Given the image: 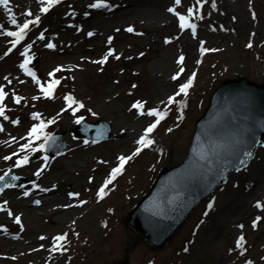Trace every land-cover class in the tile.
I'll return each mask as SVG.
<instances>
[{"label": "rangeland", "instance_id": "1", "mask_svg": "<svg viewBox=\"0 0 264 264\" xmlns=\"http://www.w3.org/2000/svg\"><path fill=\"white\" fill-rule=\"evenodd\" d=\"M12 1H21L23 11L43 5L40 0ZM93 1L59 0L45 13L43 24L29 32V51L36 48L34 43L39 47L29 53V68L45 87L54 78L61 81L51 99L19 68L26 57L17 50L9 59L0 47V89L8 93L3 104L8 119L0 116L4 129L0 131V177L14 172L33 180L7 189L15 195L5 191L0 195V236L4 232L25 238L0 242V264H264V145L245 169L232 174L213 198L195 209L162 248L143 237L137 241V232L126 221L158 171L184 160L196 120L220 82L240 76L264 82V0H214L215 7L213 0L200 4L182 0L180 5L174 0H105L106 14L87 6ZM135 2L140 6L132 7ZM129 6L130 11L118 13ZM170 7L181 15L194 8L189 22L196 24L195 34L180 28L179 17L168 11ZM129 27L134 31L128 32ZM16 29L5 5L1 6L0 34ZM47 43L55 47L48 48ZM67 48L72 55H60L58 51ZM105 56L104 63H97ZM57 68L61 71L54 72ZM53 72L55 76H49ZM190 77L188 95L176 97L188 101L183 109L168 105L167 115L150 134L155 142L127 161L103 198L98 196V188L118 166V157L132 156L139 147L136 141L155 120L140 115L132 105L140 101L144 112L165 111L168 97ZM68 95L84 107L72 105L77 109L74 113L64 99ZM16 96L22 98L20 103L15 102ZM33 113H39V118ZM79 117L107 121L111 138L100 143L78 138L73 131ZM41 120L47 125L45 134L62 133L60 142L48 143L66 144L63 156L49 157L39 147L45 143L43 135L29 140L28 132ZM25 144L32 146L21 149ZM54 153L50 149L49 154ZM24 155L29 163L17 167L16 160ZM5 156L12 158L5 160ZM9 203L13 216L6 210ZM58 235L66 239L57 242ZM242 235L241 248L237 240ZM57 243L67 250H54Z\"/></svg>", "mask_w": 264, "mask_h": 264}, {"label": "water", "instance_id": "2", "mask_svg": "<svg viewBox=\"0 0 264 264\" xmlns=\"http://www.w3.org/2000/svg\"><path fill=\"white\" fill-rule=\"evenodd\" d=\"M79 136L104 139L105 124H87ZM264 143V83L246 77L225 80L213 93L197 121L186 160L163 169L151 193L129 217L131 225L150 242L163 244L180 228L194 208L231 173L245 167ZM251 152L252 156L244 153ZM245 161L241 164L240 161ZM1 189V188H0Z\"/></svg>", "mask_w": 264, "mask_h": 264}, {"label": "snow or ice", "instance_id": "3", "mask_svg": "<svg viewBox=\"0 0 264 264\" xmlns=\"http://www.w3.org/2000/svg\"><path fill=\"white\" fill-rule=\"evenodd\" d=\"M9 2V0H0V4H3V5H7ZM41 4L45 5L43 7L40 8V11L42 13H47L49 11V9L59 3V0H40ZM175 4L176 5H180L182 0H174ZM201 0H197V4H200ZM89 7L91 8H107L109 7V5L107 3H105V0H96L95 3H90ZM213 7H215V3H214V0H213ZM169 12L171 13H174L175 15H177L179 17V21H180V28L181 29H185V28H190L193 32V34H195V31H196V24L194 23H190L189 22V18L194 14V8L190 7L187 9V15H181L177 9L175 7H170L168 9ZM87 14V13H86ZM29 16H31V12L28 13ZM10 19H11V22L12 24L14 25H17V30L15 31H8L6 33V36L7 37H14V39L11 40V48L8 49V52H5L4 55H8L9 52L12 51L13 48H15L18 44H20L21 41H23L25 39V36L27 35V32H28V29H29V26L30 25H33V24H39L40 23V16H36L35 17V20H25L22 24H18L17 23V19L16 17L13 15V16H10ZM128 32H133L134 29L132 27H129L128 29H126ZM119 31V30H117ZM89 36H92L93 33L89 32L88 33ZM45 37H44V33H41L40 36H39V39L43 40ZM111 37L109 38V41H111ZM166 43H168L169 41L166 40L165 41ZM251 43H249L248 47H251ZM32 47L31 44L27 45L26 47H24V50L23 52L21 53L22 56L26 57L25 61L23 63H21L19 65V67L21 69H23L25 72H27V74L32 77V79L40 85V90L41 92L43 93L44 97L45 98H53V93H54V90L56 88L57 85L60 84V80L58 79H53L51 80L50 82H48L47 84V87H45L43 84H40V81L36 78V73L28 67V63L30 62V60L32 59V57L29 56V49ZM46 47L48 48H54L55 45L52 44V43H47L46 44ZM202 51H210L209 49H202ZM108 55H112V52L109 51ZM141 55H143V53H141ZM107 56H105L102 60L100 61H97V63H104L106 60H107ZM119 57H117L118 59ZM183 56L180 57V61H183ZM61 71L60 68H57L54 70V72H59ZM184 71L183 67L180 68V72L182 73ZM54 72L53 73H49V76H53L54 75ZM179 76V73H177V75L173 76L172 79L173 80H176ZM5 79H7V77H5ZM193 83V79L190 77L188 78V80L185 82V83H182L180 84L179 86V89L178 91L175 93L174 96H170L168 97V101H167V105L165 106V111H160L156 108H151V109H148L147 112H144L143 111V108H144V104L140 101H137L135 102L132 107L137 109L139 111V114L140 115H147V116H150V117H154L155 120L153 123L149 124L148 127L144 130L143 134L140 136V138L136 141L137 145H139V147L136 148V151L132 154V156H119L118 157V166L117 167H114L111 169V172L109 174V176L107 177V179L104 180L103 184L99 187V190H98V193L97 195L100 196L101 198H103V196L106 194V190L108 188V186L112 183L113 180H115V178L123 171L124 169V165L126 164L127 161L131 160L133 156L137 155L140 153V151L143 149V148H147V147H151V145L155 142L153 139L150 138V134L155 130V128L157 127V125L160 123V121L167 115V108H168V105H173V104H178L180 106L181 109H183V107L186 105V101L185 100H177L176 97L178 96H187L188 95V89L191 87ZM5 92L3 89H0V102H2L5 98ZM21 97L19 96H16L15 97V102L16 103H20L21 101ZM33 99H39V97H33ZM64 99L68 102V106L69 108H72V105H76L77 108H83L84 105L75 100L73 96L71 95H68V96H65ZM73 112L75 113V111L77 110L76 108H72ZM0 116H3L4 119H8V117L5 115V109H4V106L2 103H0ZM40 116L39 113H33V117L38 119ZM181 119L183 118L182 116L180 117ZM82 119V117H79L77 118L76 120V123H80V120ZM12 123L16 124V123H19L18 120H13L11 121ZM55 121L54 120H49L47 123H54ZM46 123L41 120L40 123L38 124H33V126L31 127L30 131L28 132L27 136L29 138V140H32V139H40L41 136L43 135V138L45 140V142H47L51 137L49 134H45L44 133V128L46 127ZM3 126L0 125V131H3ZM15 139V138H13ZM85 143H87V141H85ZM40 148H44V145L41 144L39 146ZM24 148H31V145L30 144H25V145H22L21 146V149H24ZM32 151H36L37 149H31ZM13 155H16V153H13ZM244 155L246 156H252V153L251 152H246L244 153ZM12 157L11 156H5L4 159L5 160H10ZM45 160H47V157H45ZM29 163V157L27 155H24L22 158L20 159H17L15 164L17 167L21 166V165H24V164H27ZM241 164H244L245 161L241 160L240 161ZM239 170V169H237ZM42 170L38 171L36 173V175H40V172ZM0 179H2V177H0ZM13 179H16L15 177H13ZM91 179V178H90ZM8 185H6L7 187ZM38 187V185H36ZM3 189H0V192H2ZM24 196H28L29 193L27 191H25L23 193ZM69 195L71 196H78L79 194L78 193H70ZM7 202H5L6 204ZM36 203H39V201H36ZM83 203H86L85 201H81V204ZM261 205L258 203L257 204V207H260ZM212 205L209 204V208H211ZM11 214V213H9ZM15 221L17 224L20 223V217L19 216H16L15 217ZM253 226H255V221L253 222ZM240 227H243V225H241ZM41 239H44V237H41ZM66 239V235H58L57 237H55V240L57 242H60V241H64ZM244 236H240V238L237 240V246L238 247H243V242H244ZM63 249L64 251H66L67 249H64L63 247V244H60V243H57L55 245V249L54 250H61ZM185 251H187V249H185ZM14 259V258H13ZM246 264H252V261H246Z\"/></svg>", "mask_w": 264, "mask_h": 264}, {"label": "bare ground", "instance_id": "4", "mask_svg": "<svg viewBox=\"0 0 264 264\" xmlns=\"http://www.w3.org/2000/svg\"><path fill=\"white\" fill-rule=\"evenodd\" d=\"M17 1V0H16ZM40 2V1H39ZM37 3H38V1H37ZM41 3V2H40ZM91 3H94V1L93 2H91ZM21 1H19V4L18 3H15V2H9V4L5 7V10H7L9 13L11 12L13 15H15V16H17V17H19L20 15L23 17V19H25V20H27V18L26 17H28L29 15H28V13L29 12H35V13H37L38 12V9H31L29 12H26V11H23L22 9H21ZM87 6H89V5H87ZM133 6H140V4H138V3H136L135 2V4H133L132 5V7ZM98 9H100V11H101V13H103V14H106V10L104 9V8H98ZM130 9H132L130 6H129V8H126V9H122L121 11H119L118 13H124L125 11L127 12V11H130ZM114 14V13H113ZM63 17V16H62ZM64 18V17H63ZM37 24H35V26H36ZM41 25V21H40V23L37 25V26H40ZM91 32H97V31H91ZM0 41L1 42H3V44H4V40H3V36H1L0 35ZM34 45H35V49H34V51L35 52H37L38 51V49H39V47L36 45V43H34ZM59 53H60V55H62V56H66V55H72V51L70 50V49H60L59 51H58ZM9 59H10V57H9ZM4 67V66H3ZM39 160V159H38ZM9 193V195L11 194V195H15L14 193H11L10 191H5V193ZM46 198H49V197H46ZM6 210H7V213L9 214V213H11V214H9V216H13V213H12V211H11V205H10V203L8 204V207L6 208ZM4 234V233H3ZM3 236H5V235H3ZM13 237V239H15L13 242H16L17 240H20V241H23L25 238L22 236V235H14V236H12ZM8 238L9 237H6V238H0V242H7L8 241Z\"/></svg>", "mask_w": 264, "mask_h": 264}]
</instances>
